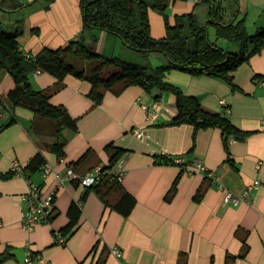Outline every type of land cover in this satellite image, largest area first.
Instances as JSON below:
<instances>
[{"label": "crops", "instance_id": "0c3cea01", "mask_svg": "<svg viewBox=\"0 0 264 264\" xmlns=\"http://www.w3.org/2000/svg\"><path fill=\"white\" fill-rule=\"evenodd\" d=\"M19 1L24 4L21 10L0 9V16L7 21L1 22L3 27L11 32H16L19 19L24 20L19 41L26 55L36 56L43 47H63L83 32L81 0H54L49 8L43 0ZM198 3L173 0L166 14L171 23L178 15L194 12L204 18L196 9ZM235 4L236 14L231 17L243 19L249 33L264 28V0H235ZM149 19L151 34L164 37V16L151 10ZM94 34L99 53L145 62L142 53L127 47L114 34L96 29L84 33L88 42ZM234 49L239 50L237 45ZM149 62L161 64L155 57ZM258 75L264 76V50L237 68L233 85L180 70L166 76L184 93L198 97L204 107L223 113L239 129L249 132L243 140L231 139L228 152L217 128L198 131L193 145L192 125L167 124L177 114L172 92L156 100L141 87L129 86L120 94L107 91L104 100L96 104L88 95L91 84L85 79L70 74L59 82L48 72L33 73L30 80L34 87L52 90L51 102L66 107L77 119L78 130L64 131L67 144L61 162L50 150L56 138L47 135L46 123H40L43 134L34 135L29 133L30 109L16 106L13 112L5 111L0 114V126L12 117L15 122L0 130V173L12 171L15 161L25 166L41 151L52 171L47 178L37 172L32 179L46 192L56 187L58 177L71 163L80 176L97 164H107L110 155L105 147L113 142L128 150L121 159L126 170L122 188L136 203L124 216L89 191L77 224L66 234V241L59 243L56 233L70 222V206L82 201L87 186L66 181L57 192L52 218L30 230L22 221L29 180L24 174L0 177V254H12L3 264H24L28 255L42 257L49 264H264V77ZM11 87V75L0 71V97L6 99ZM143 106L157 110L155 121L149 120ZM139 129L145 132L143 138L134 134ZM161 154L170 158L183 154L188 162L202 161L235 192L256 179L262 184L251 199L237 206L224 204L223 192L204 171L190 173L179 165L166 164L156 156ZM178 176L176 192L168 198ZM120 195L114 191L110 202H116ZM115 247L121 249V257L111 252Z\"/></svg>", "mask_w": 264, "mask_h": 264}, {"label": "trees", "instance_id": "16d2710c", "mask_svg": "<svg viewBox=\"0 0 264 264\" xmlns=\"http://www.w3.org/2000/svg\"><path fill=\"white\" fill-rule=\"evenodd\" d=\"M45 8H49L54 0H43ZM173 0H81L84 14V29L77 39L60 48L43 47L36 56L26 55L20 45L19 36L22 33L24 20L17 21L16 32L6 30L0 22V71L11 75L13 87L7 93L6 99L0 101V114L12 111L16 106L28 108L33 113L29 133L43 134V126H48L47 135L56 138L50 145V150L58 158H65L67 139L64 131H77L78 121L72 117L65 106L51 102L52 90L34 87L30 76L36 72H48L62 82L67 75H74L85 79L91 84L89 97L100 104L105 93H122L129 86H139L156 100L165 92H172L176 96L177 114L168 125L190 124L193 126V145L198 131L217 128L221 131L222 139L229 152L231 139L243 140L249 132L239 129L230 118L223 113L212 111L203 106L195 95H189L166 80L172 70H180L191 75H206L223 79L234 84V72L253 55L264 50V28H259L250 34L243 19L236 17L226 20L225 0H199L196 9L205 14L202 18L198 12L178 15L175 23H171L166 14L168 6ZM24 4L19 0H0V9L18 11ZM201 8H198V7ZM153 10L165 18L166 34L156 38L151 34L149 12ZM236 14V12H235ZM235 16V15H234ZM215 28L216 35L239 45L238 51H228L210 40L209 29ZM100 30L118 36L123 43L134 51L144 55L145 62L138 63L123 59L119 56L99 53L95 48L98 37L94 34L88 42L84 33L88 30ZM150 57L158 58L160 65L152 66ZM264 77L258 75L257 78ZM15 122V117L2 123L0 130ZM105 149L110 155L107 164H103V174L97 183L87 186L82 201L73 202L70 206V222L62 230L66 234L73 230L82 211V203L89 191H94L99 198L122 215L127 216L132 211L136 200L122 188V181L117 178L114 167L127 153V149L115 146L113 142ZM193 149V148H192ZM191 149V150H192ZM164 163L174 164L173 159L165 155ZM81 161V160H80ZM44 154L39 151L23 166L22 174L36 183L33 174H42L47 164ZM69 166L75 170V164ZM16 175L12 170L0 177L9 178ZM178 178L174 181L168 198L176 192ZM79 183V179H73ZM120 191V198L110 202L111 194ZM200 189L198 194H201ZM55 210V209H54ZM54 212V211H53ZM76 213V214H75ZM6 251L0 254V264L11 257Z\"/></svg>", "mask_w": 264, "mask_h": 264}, {"label": "built area", "instance_id": "2783aa9c", "mask_svg": "<svg viewBox=\"0 0 264 264\" xmlns=\"http://www.w3.org/2000/svg\"><path fill=\"white\" fill-rule=\"evenodd\" d=\"M193 1V0H192ZM29 56V55H28ZM2 97H0V101ZM223 103H225L223 101ZM144 109L148 111V117L150 121H155L158 116V112L156 109H148L147 106H143ZM134 134L138 138H143L145 132L143 129H139L134 132ZM166 155V154H163ZM173 159L174 164L179 165L182 169L194 173L196 170L204 171L207 176H209L212 180H214L218 188L223 192V203L228 205L237 206L249 199L253 196L254 192L258 190L262 184L261 180L256 179L250 184H248L241 192H235L231 189H228L221 181L218 175L212 171L208 170L206 166L200 160H193L188 162L185 155H178L175 157H171ZM59 161L63 162L64 158H59ZM23 166L20 162L15 161L13 166V171L16 175H22ZM52 171V166L47 163L43 167L42 175L44 178H47L48 175ZM114 172L119 179V181H123L126 170L124 168L123 161L120 160L117 165L114 167ZM103 174V164H97L93 170L89 171L85 175L80 176L73 167L69 166L64 175L62 177H58V181L56 187L50 189L49 191L43 192V187L39 186L31 181L30 182V190L24 196L26 199V207L23 212V225L26 229L32 230L38 223L43 221L50 220L54 214V203L57 196V192L60 187L64 186L66 181H70L73 179H79L80 183L84 186H90L97 183L102 179ZM56 240L59 243H64L66 241L65 236L61 232L56 233ZM111 252L117 256H122V251L118 247L112 248ZM24 264H49V262L42 258H31L28 255L24 261Z\"/></svg>", "mask_w": 264, "mask_h": 264}, {"label": "rangeland", "instance_id": "374dc122", "mask_svg": "<svg viewBox=\"0 0 264 264\" xmlns=\"http://www.w3.org/2000/svg\"><path fill=\"white\" fill-rule=\"evenodd\" d=\"M235 6H236L235 0H225L224 7L226 9V16H225L226 20H230L232 18L231 15L234 14L235 10H236ZM2 20H3V18H1V16H0V22H4L6 19H4V21H2ZM5 22H7V21H5ZM256 30H258V29H255V31ZM254 32H250V33L252 34ZM209 35H210V40L212 42H215L216 44H218L219 46L225 48L228 51H236V49H234V46H236L237 44L234 41H231V40H228V39H225V38H222V37H218L216 35L214 27H210ZM237 46H238V48H240L239 45H237ZM152 66H157V65H156L155 62H152Z\"/></svg>", "mask_w": 264, "mask_h": 264}]
</instances>
